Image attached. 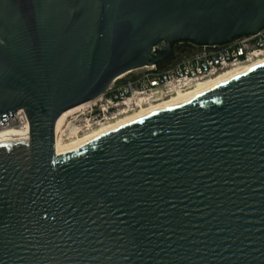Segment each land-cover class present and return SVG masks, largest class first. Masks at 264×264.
I'll return each instance as SVG.
<instances>
[{"label":"water","instance_id":"95a60500","mask_svg":"<svg viewBox=\"0 0 264 264\" xmlns=\"http://www.w3.org/2000/svg\"><path fill=\"white\" fill-rule=\"evenodd\" d=\"M264 27V0H0V264H264V64L57 158L119 76ZM165 43L153 53V47Z\"/></svg>","mask_w":264,"mask_h":264},{"label":"built area","instance_id":"2783aa9c","mask_svg":"<svg viewBox=\"0 0 264 264\" xmlns=\"http://www.w3.org/2000/svg\"><path fill=\"white\" fill-rule=\"evenodd\" d=\"M186 44L191 49L197 48V51L164 69L159 64L145 66L119 76L103 94L82 104L83 107L67 118L72 122L84 117V129L83 126L71 125V122L68 127L71 125V129L79 132L90 130L128 111L133 112L142 106L189 91L201 81L229 68L264 59V27L256 34L243 35L224 44L197 46L187 42L179 43ZM164 45L154 46L152 52H158ZM26 123L29 126L28 117L21 109L6 123L0 121V126H20Z\"/></svg>","mask_w":264,"mask_h":264},{"label":"bare ground","instance_id":"6f19581e","mask_svg":"<svg viewBox=\"0 0 264 264\" xmlns=\"http://www.w3.org/2000/svg\"><path fill=\"white\" fill-rule=\"evenodd\" d=\"M263 64H264V59H261V60L255 61L248 65L229 68L225 70L224 72H221L219 74H216L210 78H207L201 81V83H198L197 86H195L189 91L179 93L169 98H165L153 104L151 103L146 106H142L140 108V111L134 114H129L130 113L129 111L128 113L127 112L123 113L122 115L111 119V121L114 120L112 123H108L106 126H103L100 129L92 128L93 130L89 133H86L83 135L81 134L77 135L79 134V131H77V129L73 131L71 130L73 132L72 135L73 136L76 135L74 137V140H72L69 143H63L61 138L58 136V133L61 127L64 126L65 121H67V118L71 114H73L74 112H76L83 106L81 104L77 107L67 110L60 116V118L58 119L56 123V128H55L56 156L57 158H61V157L68 155V153L70 154L72 152L78 151L82 147L84 148V146L96 141L97 139L109 134L110 132L116 129L124 127L146 116L157 113L159 111L172 107L176 104L184 102L187 99H191L207 91H210L219 86H222L230 81H233V79L237 77H240L246 73H249L250 71L256 69L257 67ZM135 70H131V71H135ZM10 136L22 138L28 141L29 136H30V129H29L28 123H26V125L23 124L20 126H0V139L10 137Z\"/></svg>","mask_w":264,"mask_h":264},{"label":"rangeland","instance_id":"374dc122","mask_svg":"<svg viewBox=\"0 0 264 264\" xmlns=\"http://www.w3.org/2000/svg\"><path fill=\"white\" fill-rule=\"evenodd\" d=\"M177 47H178V52L179 53L177 55H175L174 57H171V58L161 62L160 68L164 69L165 67H168L170 64H173L175 61L181 60L185 56H189V54L192 55V54H194L197 51V48H192V49L189 48V49L185 50V49H183V48H181L179 46V43H178ZM139 71H141V70H139ZM139 111H140V109H137V110H135L133 112H130L129 114H134V113L139 112ZM83 118L84 117H80L78 119L73 120L72 122H71V119H68L69 121L67 120V122L65 121L64 126L61 127V129H60V131L58 133V136L61 138L63 143H69L72 140H74V137L76 135L75 136H71V134L73 133L72 131L75 130V129H71V125H75L77 127H79V126L82 127L85 124V121H84ZM113 121L114 120H112V121L110 120L107 123H103L101 125H95V126H93V129H97V128L100 129L103 126H106L108 123H112ZM70 122H71V125H70V127H68V124H70ZM82 128L84 129V126ZM93 129L81 131L77 135H80V134L83 135V134L89 133ZM70 132H71V134H70Z\"/></svg>","mask_w":264,"mask_h":264},{"label":"trees","instance_id":"16d2710c","mask_svg":"<svg viewBox=\"0 0 264 264\" xmlns=\"http://www.w3.org/2000/svg\"><path fill=\"white\" fill-rule=\"evenodd\" d=\"M181 48H183V49H188V48H190V46L188 45V44H186V45H179ZM161 65V63H159V66Z\"/></svg>","mask_w":264,"mask_h":264}]
</instances>
